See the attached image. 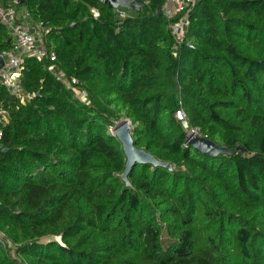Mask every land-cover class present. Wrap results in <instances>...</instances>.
<instances>
[{
	"label": "trees",
	"instance_id": "obj_1",
	"mask_svg": "<svg viewBox=\"0 0 264 264\" xmlns=\"http://www.w3.org/2000/svg\"><path fill=\"white\" fill-rule=\"evenodd\" d=\"M137 1L121 20L98 0H0L48 31L49 55L89 99L49 58L25 59L24 103L0 82V234L22 264H264V0H197L172 20L168 0ZM184 16L179 43L169 26ZM14 47L0 23V56ZM181 106L204 139L240 150L197 152ZM124 120L171 171L137 165L126 186L109 132ZM0 264H18L1 238Z\"/></svg>",
	"mask_w": 264,
	"mask_h": 264
},
{
	"label": "built area",
	"instance_id": "obj_2",
	"mask_svg": "<svg viewBox=\"0 0 264 264\" xmlns=\"http://www.w3.org/2000/svg\"><path fill=\"white\" fill-rule=\"evenodd\" d=\"M196 2L197 0H168L163 8V14L167 19L172 20L181 12L191 10ZM117 14L121 20L127 17L125 11H118ZM92 15L94 18H98L99 12L92 10ZM0 23L7 27L15 42L13 50L4 52L0 56L4 59V66L0 69V82L8 90L10 95L17 98L21 103L31 98V96L27 95L21 88L19 80L25 59L34 58L39 62H44L49 58L48 71L60 82L64 83L68 90H72L77 99L85 104L89 103L88 94L77 88L78 80L75 78L69 79L66 74L58 68L56 64V55L54 53L49 55L45 48L44 37L48 31L33 26L26 10L21 12L13 4L3 6L0 3ZM188 24V18L184 16L180 18L179 21L171 23L169 26L171 34L179 43L184 39ZM5 118L6 115L0 107V121H4ZM175 118L189 135L193 134L202 137L198 128H191L182 106L177 109ZM1 138L2 133L0 132V140Z\"/></svg>",
	"mask_w": 264,
	"mask_h": 264
},
{
	"label": "water",
	"instance_id": "obj_3",
	"mask_svg": "<svg viewBox=\"0 0 264 264\" xmlns=\"http://www.w3.org/2000/svg\"><path fill=\"white\" fill-rule=\"evenodd\" d=\"M100 3L108 4V7L113 11V14H117L119 9H125L127 11L138 12L144 8L145 4L137 0H98ZM22 3V2H20ZM4 66V59L0 57V69ZM39 96V94H37ZM14 97L11 95L10 99ZM133 130L132 125L128 120H124L118 123L114 128V135L117 137L118 141L122 145L123 152L126 157V168L122 175V180L127 187L131 186L129 180V174L137 165H150L154 168L164 167L168 170H172V166L158 161L151 154L145 152L144 150H139L135 147L134 140L132 137ZM188 144L192 146L200 154L206 155L211 158H215L222 155L232 156L236 154L240 148L230 150L225 147H220L210 140L204 139L196 135H188ZM8 150L6 149L5 152ZM242 154H244V151Z\"/></svg>",
	"mask_w": 264,
	"mask_h": 264
},
{
	"label": "rangeland",
	"instance_id": "obj_4",
	"mask_svg": "<svg viewBox=\"0 0 264 264\" xmlns=\"http://www.w3.org/2000/svg\"><path fill=\"white\" fill-rule=\"evenodd\" d=\"M121 10H124L130 17H132V16H134L135 15V12L134 11H127V10H125V9H121ZM74 93V92H73ZM75 95V94H74ZM76 97V96H75ZM109 132L111 133V134H114V129H109ZM0 238L1 239H3L5 242H6V244H7V246H8V249L11 251V255H12V258L14 259V260H16L17 262H18V264H22V262H21V260L16 256V254H15V247L6 239V237L4 236V235H2V234H0ZM56 241H58V242H60L61 243V239H57ZM44 242H48V241H44ZM50 242V241H49Z\"/></svg>",
	"mask_w": 264,
	"mask_h": 264
},
{
	"label": "crops",
	"instance_id": "obj_5",
	"mask_svg": "<svg viewBox=\"0 0 264 264\" xmlns=\"http://www.w3.org/2000/svg\"><path fill=\"white\" fill-rule=\"evenodd\" d=\"M21 12H23V11H25L24 9H19ZM130 15V14H129ZM33 26H35L33 23H31ZM36 28H38L37 26H36ZM40 29V28H39Z\"/></svg>",
	"mask_w": 264,
	"mask_h": 264
}]
</instances>
